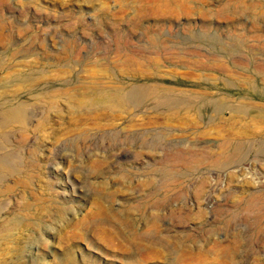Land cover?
Returning a JSON list of instances; mask_svg holds the SVG:
<instances>
[{"label":"rangeland","instance_id":"1","mask_svg":"<svg viewBox=\"0 0 264 264\" xmlns=\"http://www.w3.org/2000/svg\"><path fill=\"white\" fill-rule=\"evenodd\" d=\"M10 109L0 264H264V0H0Z\"/></svg>","mask_w":264,"mask_h":264},{"label":"bare ground","instance_id":"2","mask_svg":"<svg viewBox=\"0 0 264 264\" xmlns=\"http://www.w3.org/2000/svg\"><path fill=\"white\" fill-rule=\"evenodd\" d=\"M138 90L139 91L132 90L130 92L129 91L122 92V96L130 104L136 107H140L144 103V101L150 98H154L157 95V92L152 89L143 88V89H138ZM162 94L166 96V101H164L163 103L164 106L166 105L168 107H182V106L198 105L199 107H202V108L205 107V108L211 109L215 111L216 113L223 110V105L219 104L218 99L216 98L201 96V98L198 101H195L193 100L195 96L191 94L188 96H185L183 94H174V93H166V92H163ZM237 110L245 111V112L248 111L247 107L244 105L237 106ZM23 117H24L23 109H10V110L3 111L2 119L0 120V126H10L13 122L21 121ZM246 148L247 146L242 145V144L226 142L221 145L222 155L219 157L220 158L230 157L229 160L233 161V159L241 157L242 154L246 151ZM1 156L2 154L0 153V162H2ZM262 201H263V194L261 193L259 194L256 192L252 193L248 201L244 203V207H247L249 209H257L262 204L261 203Z\"/></svg>","mask_w":264,"mask_h":264}]
</instances>
